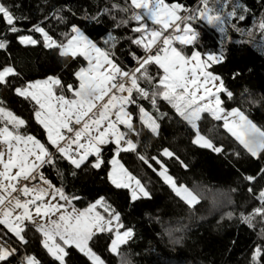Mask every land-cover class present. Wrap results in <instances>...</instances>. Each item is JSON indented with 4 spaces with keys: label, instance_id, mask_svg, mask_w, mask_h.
<instances>
[{
    "label": "trees",
    "instance_id": "trees-1",
    "mask_svg": "<svg viewBox=\"0 0 264 264\" xmlns=\"http://www.w3.org/2000/svg\"><path fill=\"white\" fill-rule=\"evenodd\" d=\"M164 2L182 4L187 11L180 10V16L195 14L201 6V0ZM0 3L20 18L15 22L20 31L13 33L0 17V40L7 42L6 48L0 49V68L11 65L19 73L17 77L8 78V87L0 86V101L27 121L21 129L22 134H33L45 143L44 130L33 118L34 102L16 95L14 87L56 76L67 92L68 84L77 85L73 74L85 66L86 60L82 55L62 57L58 49L45 48L40 33L32 30L33 25L44 27L58 43H62L65 42L64 34L71 35V25L75 24L108 51L115 63L125 70L135 68L134 55H144L143 48L132 43V39L141 33L133 31L138 22L131 18L130 0H0ZM112 3L128 7L130 11H114L112 16H98ZM208 5L226 17L235 8L244 19L226 18L224 34L205 20H193L192 27L198 36L194 47L191 45L188 49H197L201 53H223L224 60L212 64L209 70L220 75L225 88L233 93L230 99L224 97L225 107L239 108L264 129V30L259 27L264 20V0H209ZM54 10H62L60 14L64 21L53 17ZM95 16L98 20L92 19ZM120 20H126L127 24L117 28ZM144 21L149 26H156L146 18ZM21 33L33 34L38 43L21 44L18 40ZM110 35L115 39H110ZM148 71L153 76L163 74L155 64L148 66ZM142 86L146 85L142 83ZM138 103L154 113L150 101L140 99ZM158 105L161 112L168 114V118L160 121L158 135H153L141 125L136 105L128 106L139 132V136H131L137 143V149L119 154L127 170L145 185L149 197L132 201L129 189L116 188L109 181V161L114 155L112 144L104 146V163L99 169L91 167L94 157H90L72 176V166L57 156L54 166L43 167L44 176L57 187L63 185L68 196L79 197L72 200L79 208L86 207L101 196L105 197L106 202L120 213L123 229L131 228L133 231V236L120 248L131 264H264V253L256 261L252 259L257 245L264 248V222L255 217L254 227H249L240 218L241 213L247 215L260 206L257 197L264 189V178H261L264 175L261 174L264 155L252 157L223 127L222 120L218 121L207 113L202 114L198 122L199 132L211 139L214 145H222L223 152L216 153L194 144L195 131L176 117L169 105L162 101H158ZM0 126H3L2 122ZM165 148L175 153L187 168L174 157L164 156ZM141 155L148 163L139 159ZM152 157L160 163L157 164ZM161 165L178 183L199 193L200 202L197 205L190 208L175 195L158 175ZM247 176H255L256 180L250 183L245 179ZM250 187L251 193L248 191ZM228 213H232L231 218ZM0 234H6L4 238L8 244L17 249L14 255L0 261V264H21L25 255H34L40 264H59L42 246L43 238L34 227L25 229L28 241L25 245H21L3 225H0ZM111 236L110 233L97 234L90 241V247L105 264H118L117 256L108 250ZM67 253L65 264H91L74 247H69Z\"/></svg>",
    "mask_w": 264,
    "mask_h": 264
},
{
    "label": "snow or ice",
    "instance_id": "snow-or-ice-1",
    "mask_svg": "<svg viewBox=\"0 0 264 264\" xmlns=\"http://www.w3.org/2000/svg\"><path fill=\"white\" fill-rule=\"evenodd\" d=\"M130 4L131 18L138 22V27L133 31L141 33L132 39V43L144 50L143 56L134 55L137 67L130 70H125L109 58V54L85 36L75 24L71 25V35L64 34L65 42L62 43L54 40L43 27L33 25L32 30L42 34L45 48L58 49L62 57L75 58L79 54L88 61L86 67H80L73 74L77 85H67V91L72 94L71 98L62 94L64 86L59 77L54 76L28 81L14 87L16 95L34 102L33 118L43 128L46 143H42L34 135L22 134L21 129L27 121L2 106L3 102L0 101V122L3 125L0 126V225H3L21 245L28 242L25 229L34 227L43 238L42 246L59 264H65L69 247L77 249L91 264H105L90 247V241L97 234L104 233L112 234L108 250L117 256L118 264H131L127 255L120 252V248L133 236V231L131 228L120 231L124 227L120 223V213L106 202L105 197L97 198L83 210L70 207L72 200L79 197L68 196L63 185L56 187L42 171L45 165L54 166L57 156L72 166V176L86 164L89 157H94L91 167L99 169L104 163V146L112 144L114 155L109 161L112 165L108 172L109 181L116 188L130 189L132 201L139 198L138 193L149 197L150 193L141 181L116 158L121 152H134L137 149V143L131 136H139V132L134 126L133 114L127 110L129 105H136L141 125L153 135L159 134L160 121L168 118L166 112L160 111L158 101H162L170 106L176 117L195 131L192 141L194 144L210 148L216 153L223 152L222 145H214L199 132L198 122L202 114L207 113L218 121L223 120V127L252 157L260 158L264 155V129L248 120L239 108H232L226 115H222L225 109L221 107L219 94L226 93L231 98L233 93L225 88L219 75L208 69L212 64L224 60L223 53H201L193 50L191 55H186L173 46L174 41H179L182 45L194 47L198 33L192 27L193 20H205L223 33L226 17L208 7L209 0H201V7L195 14L187 16L177 14L178 10L184 9L180 3L168 5L164 0H130ZM61 11L54 10L52 13L58 21H64ZM114 11L128 13L130 9L112 3L98 13V16H112ZM235 15V8L227 13V17ZM98 16L92 19L98 20ZM145 16L154 24L161 25L164 30L172 28L173 34L166 36L161 30L149 29L144 23ZM0 17L9 26V31H20L15 26L16 20L20 18L4 3H0ZM112 18L115 21V17ZM238 18L243 20L244 16L240 15ZM122 24H127V21L120 20L116 27ZM259 27L264 30V20L260 22ZM181 32L183 35L178 34ZM109 38L115 39L111 35ZM18 40L21 44L38 43L30 35H20ZM6 46L7 42L0 40V49H5ZM154 47L158 49L155 54ZM152 64L157 65L163 74L151 75L148 66ZM17 76L19 73L11 65L0 68V86L8 87V78ZM142 83L146 86H142ZM54 85L60 87V95L54 94ZM140 99L150 101L154 113L139 104ZM229 116L239 117V121L230 123ZM163 155L179 161V157L167 148L163 149ZM139 159L148 163L143 155L139 156ZM152 159L157 164L160 163L156 157ZM179 162L187 168L182 161ZM261 174H264V169H261ZM158 175L190 208L200 202V196L186 185L177 184L172 176L167 175V169L163 165ZM261 178H264V175ZM245 179L251 183L256 177L247 176ZM133 182L135 187H132ZM248 191L251 193L252 188ZM257 199L260 202L259 207L253 208L247 215L240 214L241 220L249 227H254L255 217H260L264 222V189L260 190ZM98 208L102 211L97 210ZM227 215L232 217V213ZM36 217L39 218V223ZM5 235L0 234V261H6L17 251L16 248L7 246ZM262 253L264 248L257 245L252 254L253 261ZM21 264H40V261L34 255H25Z\"/></svg>",
    "mask_w": 264,
    "mask_h": 264
},
{
    "label": "rangeland",
    "instance_id": "rangeland-1",
    "mask_svg": "<svg viewBox=\"0 0 264 264\" xmlns=\"http://www.w3.org/2000/svg\"><path fill=\"white\" fill-rule=\"evenodd\" d=\"M165 3V2H164ZM165 4H168V3H165ZM168 5H172V4H168ZM201 7V6H200ZM208 7H210V8H212L210 5H208ZM142 12H143V10H141ZM217 11V10H216ZM218 12V11H217ZM232 12V11H231ZM230 13V12H229ZM177 14L178 15H181V12H180V10H178L177 11ZM222 15V14H221ZM222 16H224V17H226L225 15H222ZM233 17H237V19L238 20H240L238 17H239V15H238V13H236V15L235 16H232V17H226V18H233ZM145 18L148 20V21H150V22H152L153 23V21L151 20V19H149L147 16H145ZM207 22V21H206ZM144 23H146L147 25H148V28L149 29H156V30H161L162 32H163V35H172L173 34V29L172 28H169V29H167V30H164V29H162V26L161 25H158V24H156V26L155 27H152V26H149V24H148V22L147 21H144ZM226 19H225V23H224V25H223V27H224V32L222 33V32H220V30L215 26V25H211V26H214V27H216V29L220 32V34H224L225 33V31H226ZM183 25H181V27H182ZM42 27V26H41ZM44 28V27H43ZM80 28V27H79ZM45 29V28H44ZM81 29V28H80ZM45 31H46V29H45ZM81 31L84 33V35L85 36H87L88 38H89V36L87 35V34H85V32L81 29ZM178 34H180V35H183V33L181 32V33H178ZM20 35H30V36H32L33 37V39H35V40H37V38H36V36H34L33 34H30V33H21V34H19V36ZM41 35V37H42V40H43V36H42V34H40ZM50 35V34H49ZM51 36V35H50ZM54 39V38H53ZM90 39V38H89ZM55 40V39H54ZM91 40V39H90ZM91 41H93V40H91ZM94 42V41H93ZM95 43V42H94ZM96 44V43H95ZM99 48H101L98 44H96ZM173 46L174 47H176L178 50H180V51H182L184 54H186V55H191V52L193 51V50H197V49H188V47L189 46H191V45H182V44H180L179 43V41H174L173 42ZM102 50H104L105 52H107L108 53V51H106L105 49H103V48H101ZM197 51H199V50H197ZM109 54V53H108ZM79 55V54H78ZM109 58H111L112 59V57H111V55L109 54ZM86 60V59H85ZM87 64H88V61L86 60V64H85V66L84 67H86L87 66ZM209 70V69H208ZM210 71V70H209ZM215 74V73H214ZM216 75H218V74H216ZM220 76V75H219ZM54 77H56V76H54ZM221 77V76H220ZM47 78V77H46ZM46 78H42V79H38V80H44V79H46ZM36 81V80H35ZM53 91H54V94L55 95H60L61 94V92L59 91V86H53ZM63 95H65L67 98H71L72 97V94L70 93V92H65L64 90H63V93H62ZM226 99H230L227 95H226V93H220L219 94V98H220V100L222 101V104H221V107L223 108V109H225V112L224 113H222V115H226L228 112H230V110L232 109V108H237V107H232V108H227V107H225V102H226V100H225V98ZM3 106V105H2ZM5 107V106H4ZM9 109V108H8ZM129 112H131L130 110H129V108L127 109ZM95 111V110H94ZM13 112V111H12ZM243 112V111H242ZM14 113V112H13ZM244 113V112H243ZM244 115L247 117V119L248 120H250V121H252V123H254L255 125H257V123L250 117V116H248L247 114H245L244 113ZM18 116V115H17ZM228 119H229V122L231 123V122H236V121H239V117H236V116H229L228 117ZM222 122H223V120H222ZM258 126V125H257ZM259 127V126H258ZM121 130L123 131L124 129H123V126H121ZM201 135H203L202 133H200ZM31 135H33V134H31ZM35 136V135H34ZM203 136H205V135H203ZM206 138H208L207 136H205ZM37 139H39L38 137H36ZM209 139V138H208ZM40 140V139H39ZM209 140H211V139H209ZM42 143H45V142H43L42 140H40ZM50 150V149H49ZM90 158V157H89ZM118 160H119V162L121 163V164H123V162L121 161V159H120V157H119V155L116 157ZM123 166L125 167V165L123 164ZM111 168H112V165H111ZM126 168V167H125ZM127 169V168H126ZM111 170V169H110ZM159 171H161V169L159 170ZM167 175H170L168 172H167ZM135 176V175H134ZM171 176V175H170ZM137 179H139L137 176H135ZM140 180V179H139ZM164 180V179H163ZM175 180V179H174ZM141 181V180H140ZM176 181V180H175ZM177 182V181H176ZM141 183H142V181H141ZM177 184H180V183H178L177 182ZM142 185L145 187V185L142 183ZM185 185V184H184ZM132 187H135V184H134V182H133V185H132ZM188 187V186H187ZM146 188V187H145ZM189 189H191L190 187H188ZM130 190V189H129ZM147 190V189H146ZM191 190H193V189H191ZM148 191V190H147ZM193 191H195V190H193ZM196 192V191H195ZM130 193H131V190H130ZM198 195H199V193L198 192H196ZM138 196H139V198L140 197H143L142 195H140L139 193H138ZM200 196V195H199ZM75 207L76 209H78V210H83L84 208H86V207H84V208H79V207H77L75 204H74V202L72 201L71 202V205H70V207ZM97 210H99V211H102V209H100V208H98ZM115 223V222H114ZM121 223V222H120ZM122 224V223H121ZM126 229H128V228H126ZM126 229H120V231H124V230H126Z\"/></svg>",
    "mask_w": 264,
    "mask_h": 264
},
{
    "label": "built area",
    "instance_id": "built-area-1",
    "mask_svg": "<svg viewBox=\"0 0 264 264\" xmlns=\"http://www.w3.org/2000/svg\"><path fill=\"white\" fill-rule=\"evenodd\" d=\"M163 47V45H161V48ZM158 49H156L155 47L153 48V54H155V52L157 51ZM135 67H137V61L135 62ZM33 183H38V182H33Z\"/></svg>",
    "mask_w": 264,
    "mask_h": 264
},
{
    "label": "crops",
    "instance_id": "crops-1",
    "mask_svg": "<svg viewBox=\"0 0 264 264\" xmlns=\"http://www.w3.org/2000/svg\"><path fill=\"white\" fill-rule=\"evenodd\" d=\"M57 187V186H56ZM36 221H37V223H39L40 222V220H39V218L38 217H36ZM9 248H13L11 245H7ZM10 257V256H9Z\"/></svg>",
    "mask_w": 264,
    "mask_h": 264
}]
</instances>
